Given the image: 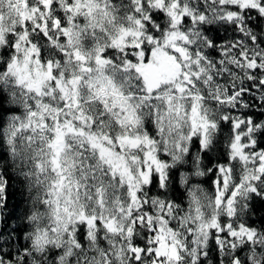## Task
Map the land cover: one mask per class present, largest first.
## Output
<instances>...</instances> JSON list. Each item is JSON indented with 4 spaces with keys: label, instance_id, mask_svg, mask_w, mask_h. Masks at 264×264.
Listing matches in <instances>:
<instances>
[{
    "label": "snow or ice",
    "instance_id": "6c2138e0",
    "mask_svg": "<svg viewBox=\"0 0 264 264\" xmlns=\"http://www.w3.org/2000/svg\"><path fill=\"white\" fill-rule=\"evenodd\" d=\"M0 264H264V0H0Z\"/></svg>",
    "mask_w": 264,
    "mask_h": 264
},
{
    "label": "trees",
    "instance_id": "16d2710c",
    "mask_svg": "<svg viewBox=\"0 0 264 264\" xmlns=\"http://www.w3.org/2000/svg\"><path fill=\"white\" fill-rule=\"evenodd\" d=\"M25 195H26V193H25ZM17 201H21L22 202V198H21L19 192L16 193L15 197L12 200V203H16Z\"/></svg>",
    "mask_w": 264,
    "mask_h": 264
}]
</instances>
